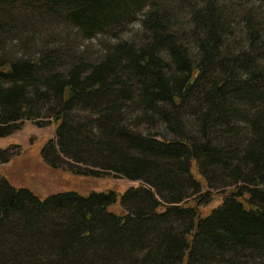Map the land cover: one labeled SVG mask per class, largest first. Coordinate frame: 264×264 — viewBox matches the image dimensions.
Returning <instances> with one entry per match:
<instances>
[{
	"label": "trees",
	"instance_id": "16d2710c",
	"mask_svg": "<svg viewBox=\"0 0 264 264\" xmlns=\"http://www.w3.org/2000/svg\"><path fill=\"white\" fill-rule=\"evenodd\" d=\"M26 121L47 165L146 185L116 213L0 180V264H264V0H0V137Z\"/></svg>",
	"mask_w": 264,
	"mask_h": 264
},
{
	"label": "rangeland",
	"instance_id": "374dc122",
	"mask_svg": "<svg viewBox=\"0 0 264 264\" xmlns=\"http://www.w3.org/2000/svg\"><path fill=\"white\" fill-rule=\"evenodd\" d=\"M135 28H138V23L135 24ZM80 42L85 48L89 47L91 53L98 54L101 49L98 45L101 37H97L94 41L85 39ZM50 139L56 141L55 124L39 127L31 121H26L14 133L0 137V149H9L7 161L0 160V180L6 179L16 188L27 187L42 198L51 193L68 190L81 194L114 190L118 194V200L111 206V210L116 213L124 212L120 201L124 192L131 187L146 185L141 180H131L123 176H78L69 172L65 167L53 168L46 164L42 156V150ZM195 165L193 164L192 171L197 178L203 181ZM203 183L205 184L204 181ZM213 193L212 201L208 205L199 207L202 216L209 214L223 201L225 194Z\"/></svg>",
	"mask_w": 264,
	"mask_h": 264
}]
</instances>
